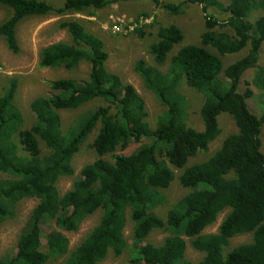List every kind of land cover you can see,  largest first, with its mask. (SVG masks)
<instances>
[{
    "label": "trees",
    "instance_id": "1",
    "mask_svg": "<svg viewBox=\"0 0 264 264\" xmlns=\"http://www.w3.org/2000/svg\"><path fill=\"white\" fill-rule=\"evenodd\" d=\"M117 1L63 0L54 6L45 0H0L6 11L0 21V40L17 54L16 29L23 20L68 14L93 17V10ZM151 2L172 16L183 14V5L197 4L204 19L200 42L180 47L169 58L184 38L177 25H162L153 17L150 24L138 25L130 33L143 37L145 28L156 26L149 54L157 65L169 59L165 73L143 59L133 65L145 89L164 108L153 128L146 120L143 98L131 84L107 70L104 43L78 20L58 23L70 42L44 47L38 65L73 71L87 63L89 74L86 79L49 81L50 94L30 102L32 126H23L24 117L15 103L16 78L0 86V173L6 175L0 177V224L14 217L21 200L37 201L15 253L1 258L0 264H99L109 252L118 257L126 250L129 264H264L260 137L264 109L254 115L245 103L252 91H237L249 69L254 70L251 84L264 91V66L258 65L264 43V0H227L225 5L219 0ZM210 7L226 13V18L219 20L209 12ZM254 11L262 14L250 22ZM150 16L141 12L133 22ZM246 47L243 57L223 65V56ZM181 81L203 99L198 110L202 131L187 120L189 106L178 92ZM96 100L102 104L63 128L60 111H73ZM221 113L232 117L237 132L226 136L207 159L189 164L191 158L206 153L219 135L217 117ZM91 137L89 148L97 158L81 167L70 189L61 195L58 180L74 175L73 157ZM131 143L139 145L130 154H115ZM173 169L180 170L176 178ZM174 179L187 193L160 217L153 209L166 205L163 191ZM96 211L101 212L97 224L70 249L63 232H76ZM225 211L216 233L203 234ZM127 213L132 221L130 245L124 237ZM51 221L57 230L45 233L42 226ZM154 230L169 234L160 245L146 242ZM244 234H251L250 243L228 249L231 238ZM184 238L202 253L197 263L184 259Z\"/></svg>",
    "mask_w": 264,
    "mask_h": 264
},
{
    "label": "rangeland",
    "instance_id": "2",
    "mask_svg": "<svg viewBox=\"0 0 264 264\" xmlns=\"http://www.w3.org/2000/svg\"><path fill=\"white\" fill-rule=\"evenodd\" d=\"M48 3L59 6L63 0H45ZM162 2H174L178 3L179 0H160ZM223 5L227 4V0H219ZM184 13L172 16L168 15L161 8H157L153 5L151 0H118L103 9L93 10V17L80 14H68L65 16H44V17H30L23 20L16 29V36L19 44V52L13 54L10 52L4 43L0 40V86L6 84L11 78H16L17 91L15 95V103L20 109L24 117V127L29 128L32 126L33 117L29 108L30 102L35 98L50 94V89L47 86L49 81L61 79V78H75L86 79L90 66L87 63H81L73 71H65L62 68H41L38 65L40 52L44 47L57 42H70V36L66 30L58 28V23L64 20H78L84 28L97 37H99L104 43V49L108 52V59L105 66L109 72L117 74L124 83L131 84L145 102L147 110L146 120L153 128L157 118L163 112V106L156 100L155 96L145 89L141 79L133 71V65L138 59H143L149 65L157 66L162 72H166L168 69L169 59L162 64L157 65L152 56L149 54V46L154 42V32L156 26L145 28L146 35L139 37L132 33L128 35H121L112 32L111 25L113 20L117 17L125 18L126 21H132L139 13L148 12L158 23L162 25H177L183 32V41L174 46L168 54L173 55L180 47L190 44H198L200 42V35L204 31V19L202 16L201 6L197 4L183 5ZM209 12L214 14L219 20L226 18L227 14L220 10L210 7ZM262 14L261 11H254L248 17L250 22H254L258 16ZM6 16V11L0 7V21ZM150 21V23H151ZM248 47L240 51L239 53L225 55L222 57V63L224 66L240 59L247 52ZM258 65L264 66V43H262L260 49V55L258 59ZM254 74L253 69L246 70L240 79L237 91L243 94L247 88L252 91V95L245 99V103L251 113L259 116L264 109V91L257 89L251 84V80ZM228 86L225 85V89ZM178 92L181 93L187 100V108L189 106L187 120L193 124L192 128L197 131H202L203 123L199 115V107L202 104V97L195 90L188 87L184 81H181L178 87ZM102 104V101L96 100L89 102L73 111H60L63 128L73 123L81 114L94 108L97 105ZM218 126L220 127V133L208 146V150L204 154H200L197 157L191 158L189 164L199 162L207 159L212 155L221 145L223 139L229 134L236 133L237 128L234 125L232 117L227 113H221L217 117ZM261 151L264 153V125L261 128ZM89 138L79 151L74 155L72 165L75 170L72 177L60 178L57 182V188L60 194H64L68 191L77 178L81 167L87 163L94 161L97 156L89 148L91 142ZM139 144L131 143L125 150L119 149L115 154H130ZM41 146L44 149V143L41 142ZM46 149V147H45ZM109 159L108 156L104 157ZM170 169L172 166H170ZM175 178L179 174L180 170L173 169ZM0 177L6 178V175L0 173ZM166 199V205L153 209V211L160 217H165L167 210L172 206L179 198H181L187 190L181 188L174 179L168 189L163 191ZM37 201L35 199H23L16 204L15 215L12 219L0 224V259L12 255L16 251V243L19 235L25 229L29 216L33 208L36 206ZM100 211H96L89 217H87L79 226L76 232H63V235L68 239L69 248L76 247L91 231V229L97 224L100 218ZM226 214V211L219 214L216 222L207 227L203 234L216 233L218 225L222 221ZM45 233H49L56 228L55 224L51 221L42 226ZM131 232L132 221L127 213V223L124 229V237L127 244H131ZM169 234L161 230H154L147 237L146 242L154 245H160L165 237ZM186 242V248L184 252V259L197 263L202 258V253L196 251L190 245L188 238H184ZM252 240L251 234H244L235 236L230 239L229 248H233L243 243H250ZM44 242V241H42ZM45 250V249H44ZM130 254L129 251H124L120 256L114 257L109 252L106 258L99 264H129ZM61 261L52 262L51 264H60Z\"/></svg>",
    "mask_w": 264,
    "mask_h": 264
},
{
    "label": "built area",
    "instance_id": "3",
    "mask_svg": "<svg viewBox=\"0 0 264 264\" xmlns=\"http://www.w3.org/2000/svg\"><path fill=\"white\" fill-rule=\"evenodd\" d=\"M151 18H139L137 22L126 21L125 18L117 17L113 20V24L111 25V30L115 33L121 34V35H128L131 32L134 31V29L138 25H147L150 24Z\"/></svg>",
    "mask_w": 264,
    "mask_h": 264
},
{
    "label": "bare ground",
    "instance_id": "4",
    "mask_svg": "<svg viewBox=\"0 0 264 264\" xmlns=\"http://www.w3.org/2000/svg\"><path fill=\"white\" fill-rule=\"evenodd\" d=\"M113 32V31H112Z\"/></svg>",
    "mask_w": 264,
    "mask_h": 264
}]
</instances>
